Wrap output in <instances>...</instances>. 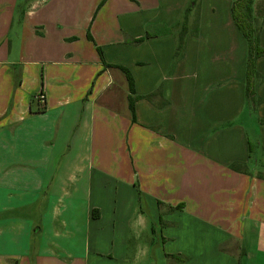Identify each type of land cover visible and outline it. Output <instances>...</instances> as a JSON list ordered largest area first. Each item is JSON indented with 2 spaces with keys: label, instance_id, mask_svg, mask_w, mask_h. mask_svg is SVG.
<instances>
[{
  "label": "crops",
  "instance_id": "1",
  "mask_svg": "<svg viewBox=\"0 0 264 264\" xmlns=\"http://www.w3.org/2000/svg\"><path fill=\"white\" fill-rule=\"evenodd\" d=\"M101 2L0 0V264H264V103L231 0H200L174 62L189 0ZM97 48L160 89L134 121Z\"/></svg>",
  "mask_w": 264,
  "mask_h": 264
},
{
  "label": "trees",
  "instance_id": "2",
  "mask_svg": "<svg viewBox=\"0 0 264 264\" xmlns=\"http://www.w3.org/2000/svg\"><path fill=\"white\" fill-rule=\"evenodd\" d=\"M104 1L105 0H102L100 5ZM199 8H200V0H189L184 10L181 21L176 26L178 28V32L176 36V45L173 53V62L182 57L186 36L189 33H191V35L194 37L197 36ZM191 15L192 17L193 15L195 16L194 18H191L192 21L189 28L188 20L191 17ZM230 16L232 22L234 23L235 27L237 28L238 32L240 33L246 44L243 99H244L245 107L249 110V112L254 113L257 107L262 103H264V100L257 96V89L262 83V75L255 68L256 61L259 58L264 57V49L259 44V33L261 30V25L264 20V17H262L260 21H258L259 18L254 14L253 11V0H231ZM87 39L91 41L90 35H87ZM143 40L144 38H139L136 40L125 39L126 42L129 41L130 43L133 44H139ZM97 53L104 66L117 68L124 74L128 87V96H127L128 109L131 114L132 121H134L135 101H137L138 99H145L147 101H152L153 98L161 94L160 89H157L155 92L146 96H136L133 78L131 74L128 72V70L121 66L105 64L103 62L102 53L99 48H97ZM163 104H165V101L160 103L159 106ZM230 169L234 171H238L237 166L235 164L230 165ZM257 177L262 178L263 174L259 173L257 174ZM180 261L182 260L180 259Z\"/></svg>",
  "mask_w": 264,
  "mask_h": 264
},
{
  "label": "rangeland",
  "instance_id": "3",
  "mask_svg": "<svg viewBox=\"0 0 264 264\" xmlns=\"http://www.w3.org/2000/svg\"><path fill=\"white\" fill-rule=\"evenodd\" d=\"M23 2L24 0H18L16 14L21 13L22 10H24L25 5L23 4ZM253 11H254V14L259 18L258 21H260V19L264 17V0H253ZM194 16L195 15H193L192 17L191 15V18H194ZM193 23H194V20H193Z\"/></svg>",
  "mask_w": 264,
  "mask_h": 264
},
{
  "label": "built area",
  "instance_id": "4",
  "mask_svg": "<svg viewBox=\"0 0 264 264\" xmlns=\"http://www.w3.org/2000/svg\"><path fill=\"white\" fill-rule=\"evenodd\" d=\"M43 99V97L42 96H39V100H42Z\"/></svg>",
  "mask_w": 264,
  "mask_h": 264
}]
</instances>
